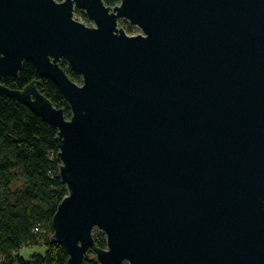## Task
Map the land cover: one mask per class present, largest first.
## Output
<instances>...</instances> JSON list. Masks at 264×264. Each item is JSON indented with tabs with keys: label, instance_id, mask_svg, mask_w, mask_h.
Wrapping results in <instances>:
<instances>
[{
	"label": "water",
	"instance_id": "water-1",
	"mask_svg": "<svg viewBox=\"0 0 264 264\" xmlns=\"http://www.w3.org/2000/svg\"><path fill=\"white\" fill-rule=\"evenodd\" d=\"M0 93L58 131L67 264H264V0H0Z\"/></svg>",
	"mask_w": 264,
	"mask_h": 264
},
{
	"label": "trees",
	"instance_id": "trees-1",
	"mask_svg": "<svg viewBox=\"0 0 264 264\" xmlns=\"http://www.w3.org/2000/svg\"><path fill=\"white\" fill-rule=\"evenodd\" d=\"M104 1L109 6L121 2ZM128 30L133 29L128 26ZM61 65L74 81L82 82L68 62L63 60ZM34 79L40 80V90L70 117L71 108L57 84L41 77L32 61H25L17 76H5L2 82L22 89ZM57 135L29 107L0 93V264H67L65 248L51 241L53 217L68 195L59 176ZM94 239L97 246H107L104 232L95 229ZM36 245L45 246V252H24ZM84 264H100L93 250Z\"/></svg>",
	"mask_w": 264,
	"mask_h": 264
},
{
	"label": "rangeland",
	"instance_id": "rangeland-1",
	"mask_svg": "<svg viewBox=\"0 0 264 264\" xmlns=\"http://www.w3.org/2000/svg\"><path fill=\"white\" fill-rule=\"evenodd\" d=\"M81 12L82 13H85V10H83V9H76L75 10L74 17L77 20H79L81 22H84L85 24H87L89 26H94V22L92 20H90L89 18H88V20L85 19V17H83V15H82ZM119 26L120 27H123L128 32V34H131V35L139 34V33L142 32L139 27L130 25L129 22L127 20H125V19H120L119 20ZM128 26L132 27L133 30L129 31L128 30ZM15 187H17V185H15L13 188H15ZM32 251L44 253L45 252V246H43V245L30 246V247H28V248H26L24 250V252H32Z\"/></svg>",
	"mask_w": 264,
	"mask_h": 264
}]
</instances>
